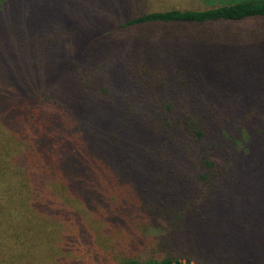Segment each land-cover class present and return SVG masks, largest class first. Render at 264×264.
<instances>
[{"label":"trees","instance_id":"obj_1","mask_svg":"<svg viewBox=\"0 0 264 264\" xmlns=\"http://www.w3.org/2000/svg\"><path fill=\"white\" fill-rule=\"evenodd\" d=\"M203 1L0 0V264H264V0Z\"/></svg>","mask_w":264,"mask_h":264},{"label":"rangeland","instance_id":"obj_2","mask_svg":"<svg viewBox=\"0 0 264 264\" xmlns=\"http://www.w3.org/2000/svg\"><path fill=\"white\" fill-rule=\"evenodd\" d=\"M142 1L143 3L140 6V9H142V11L169 10V9H200V8L208 7L203 0H142ZM248 23L250 22L248 21L245 22L244 24H248ZM228 53L229 55H232V53L229 50ZM33 262L36 263V260H34ZM191 264H198V263L192 262Z\"/></svg>","mask_w":264,"mask_h":264}]
</instances>
